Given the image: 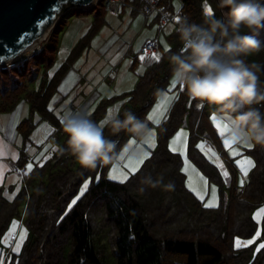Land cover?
I'll use <instances>...</instances> for the list:
<instances>
[{
    "label": "trees",
    "instance_id": "1",
    "mask_svg": "<svg viewBox=\"0 0 264 264\" xmlns=\"http://www.w3.org/2000/svg\"><path fill=\"white\" fill-rule=\"evenodd\" d=\"M179 2L175 12L179 20L186 17L200 23L206 6L212 9L211 13L221 15L217 0ZM158 4L174 12L172 0H158ZM96 5L101 7L95 12L92 24L52 74L49 69L58 47L51 43L50 34L34 57L0 65V113L13 111L24 100L30 112L39 116L36 122L24 118L16 125L22 145L13 166L28 170L18 172L21 186L10 198L0 189V240L21 210L27 237L20 251L11 252L2 264H264V248L254 251L251 245H234L236 236L251 237L257 229L252 212L257 206H264V147H243L244 153L253 157L254 166L239 186L237 165L227 154L210 120L215 108L198 107L197 101L179 85L175 87L177 98L157 125L156 147L126 180L111 179L107 171L132 137L130 133L112 134L105 128V134L117 141L115 155L109 163L91 170L82 169L68 152L59 150L65 139L62 117L50 107V101L74 62L90 47L92 38L105 22L106 9L99 2L68 12L79 15L92 11ZM153 18L161 23L157 16ZM61 22L58 20L55 27ZM256 35L264 40V28ZM167 39L170 42L167 48L155 39L159 59L141 60L138 54L133 57L132 69L138 61L145 63L134 88L100 99L89 113L92 120L98 122L110 105L119 102L121 114L124 109L131 110L151 126L147 118L149 110L158 95L167 89L171 78L168 57L181 47L175 31ZM247 60L261 65L259 86L264 89V48L249 55ZM40 122L50 126L49 137L57 133L61 141L42 162L26 168V148ZM182 125L187 128L186 155L208 182L217 185V205L206 206L204 199L187 186L186 175L181 170L182 156L168 146L170 137ZM201 141L209 142L221 155L228 175L197 147ZM161 174L165 184L169 181L174 184L173 189L142 183L147 175L157 179ZM88 177L91 181L86 190L72 203ZM261 237L264 239V211Z\"/></svg>",
    "mask_w": 264,
    "mask_h": 264
},
{
    "label": "rangeland",
    "instance_id": "2",
    "mask_svg": "<svg viewBox=\"0 0 264 264\" xmlns=\"http://www.w3.org/2000/svg\"><path fill=\"white\" fill-rule=\"evenodd\" d=\"M172 5L174 9L173 13H175L180 5L179 0H172ZM100 7L101 5H96L92 11L81 12L79 15L70 13L64 17H61L60 19L62 22L59 27L56 28L55 25L51 29L49 32L51 35L50 37L52 38L51 43H56L58 48L54 63L49 69L50 74H52L57 69V67L60 66L65 57H67L66 52L74 47L78 40L88 30L94 20L95 12H98ZM104 18L105 22L100 27V30L96 33V35L92 38L90 47H88L84 53L77 58L74 65L67 73L68 79L65 81V85H62V82L60 83L57 92L50 101V107L53 108L54 112L61 117L67 110H71L73 112H87L88 114L91 113L99 103L100 97H102V95H107L106 93H111L110 91L120 87L118 85H121V83L119 82L120 79L118 78L122 77L123 75H125V78L128 80L133 76L137 81V73L144 72L145 63L144 61H138L135 70L130 67V63L133 57L138 54V49H140L143 41L147 38H158L159 43L164 48H167L170 44L167 36L175 31L174 26L176 25L172 22H167L160 26V23L156 22L153 17H145L143 14L139 13L133 15L127 7L121 13H113L109 10H106L104 13ZM49 34L43 40H41L40 46L47 40ZM26 51L23 52V54H27L31 50L27 49ZM18 57L13 60L14 64L20 61V57ZM103 76L107 77L105 82L107 85H102L100 88H98V92L100 93V96L98 97L95 95V89L93 87L94 84L99 83V77L101 80L105 78ZM64 77L62 80H64ZM172 81L173 80L170 78L167 89L158 95L149 112L153 110L158 100H164L165 92H168L170 96L175 95L176 89L170 88ZM67 86L69 89H71L68 91L70 94L65 97H61V93L66 91ZM134 86L135 84L129 90L133 89ZM171 101L166 105L167 110L171 104ZM116 105H120L119 102H115L110 105L107 108L105 115L113 106ZM30 111L31 110L28 103L22 100L13 111L0 113V133L8 138L10 144L15 147V151L19 150V147L22 145L21 134L16 130L17 123L24 118H30L33 122H36L39 118L37 113H31ZM161 111L162 110H158L157 112L153 113L154 119L151 120L152 124L149 127L152 133L150 136L141 140L140 138L132 135V137H130L119 150L116 158L108 168L107 176L109 178L114 179L113 177H119V179L115 180H125L124 176L129 177V175L133 173L131 171V165L137 164L138 161H144V159L149 156L148 155L145 157L144 153H150V151L153 149L151 147V142L153 140L156 143L158 124L155 123V120H160L161 122L165 113L167 112L166 111L163 113V115H161ZM213 115L215 116V121L227 123L226 120L221 118L216 112L213 111L210 114V118L215 126L216 123L213 121ZM103 117L100 120H102ZM49 130L50 126L46 122H40L36 129L32 132L30 142L26 148L28 155L26 168H29V165L32 166L34 162H42L50 155V151H54L58 146L59 142L61 141L60 136L55 133L53 136L49 137ZM177 133H181V135L177 137ZM224 135L225 138L223 141L231 137L229 133H224ZM173 137H177V139L173 141ZM130 140L132 143H129ZM170 142H173L174 147L181 149V151L185 153V155H182L181 152H178L183 159L182 169L187 168L186 172L183 171L186 175L187 186L189 179H191L192 188L197 189L201 195H203L204 203L210 206L217 205L219 199L217 185L208 182L206 176L191 162V160L186 155L187 128L182 125L176 131V133L170 137L168 146ZM202 142L204 143L205 148L204 150H201L205 154L206 150L209 148H211L215 153V148L209 142L201 141L199 144ZM233 147L238 149L236 156L231 155L228 148H226V152H228L230 156L234 157L233 161L238 168V185L241 186L247 180L252 166L249 168L247 173L244 174L241 170V166L237 164L236 161L238 159L242 160L244 157H250L252 161H254V159L251 155L244 153L243 147L248 148L246 143H240L237 141ZM6 152L7 156H4V160L2 161L7 162L10 169H8L6 172V174L8 173L7 176L0 180V186H2L4 196L10 198L20 188L21 179L19 173L12 169L17 159V154L12 157L11 154H9L10 152L12 153V150L9 148L6 149ZM206 156L213 162L216 161L218 157L219 162L221 164L223 163L222 158L218 154L213 155L212 152H208ZM141 164L142 163L138 164L137 170ZM109 172L112 173V176H109ZM13 177L16 180L14 179L12 182L13 186L11 188L7 183L8 178ZM86 181L87 184H85ZM90 181L91 178L88 177L81 183L77 194L72 199V203L86 190ZM213 186H215L216 189L215 194L212 192ZM192 188L190 189L192 190ZM262 210H264L263 205L257 206L253 210L252 217L257 222V229L251 237L246 238L236 236L234 238V245L236 247L251 245L254 247V251H257L260 248L258 246L260 244H264V239L261 237ZM23 218L24 213L23 210H21L20 215L12 219L4 234L2 235L0 240V251H2V254L0 253V264L4 262L6 256H9L11 252H15L13 249L16 247V242L20 240V233L21 231L26 230L23 224ZM13 221L17 222L15 229L10 235L6 237V233H8L9 228L13 227ZM257 232H259V236H257ZM13 235L15 237L12 238ZM26 237L27 231L22 243L20 244V248ZM5 239H7V243L4 242ZM249 241H251V243H249Z\"/></svg>",
    "mask_w": 264,
    "mask_h": 264
},
{
    "label": "clouds",
    "instance_id": "3",
    "mask_svg": "<svg viewBox=\"0 0 264 264\" xmlns=\"http://www.w3.org/2000/svg\"><path fill=\"white\" fill-rule=\"evenodd\" d=\"M221 15L206 12L200 23L183 18L174 26L181 42L178 51L170 52L171 79L197 106L208 105L226 120L228 132L238 142L264 147V89H261V65L247 57L264 48L256 35L264 28V0H217ZM121 131L140 138L150 136L144 119L121 106H113L99 122L87 112L65 111L62 130L65 134L61 152H68L86 170L109 163L117 141L105 134ZM151 175L142 183L166 190L174 188Z\"/></svg>",
    "mask_w": 264,
    "mask_h": 264
},
{
    "label": "water",
    "instance_id": "4",
    "mask_svg": "<svg viewBox=\"0 0 264 264\" xmlns=\"http://www.w3.org/2000/svg\"><path fill=\"white\" fill-rule=\"evenodd\" d=\"M94 0H0V65L43 40L70 10L87 8Z\"/></svg>",
    "mask_w": 264,
    "mask_h": 264
},
{
    "label": "snow or ice",
    "instance_id": "5",
    "mask_svg": "<svg viewBox=\"0 0 264 264\" xmlns=\"http://www.w3.org/2000/svg\"><path fill=\"white\" fill-rule=\"evenodd\" d=\"M205 11L211 13V12H212V9H211V8H208V7L206 6V7H205ZM177 19H179V17H177ZM142 58H143V57H142ZM155 58H156V59H159L160 57H159V56H156ZM175 87H176V84H175L174 81H172V83L170 84V88L175 89ZM176 98H177V97H176L175 95L170 96L168 92H165V93H164V100H158V102H157V104L155 105V107L153 108V110H152L151 112L148 113L147 118H148L149 120H153V119H154V117H153V113H154V112H157L158 110H162V111H161V115H163V113L167 111V106H166L167 103L170 102V101L173 100V99H176ZM213 121H214V123H216V127H217V129L220 131L221 135H223L226 131H228V124H227V123H224V122H217V121H215V116H214V115H213ZM155 123L159 124V123H160V120H155ZM180 135H181V133H177V137H179ZM177 137H173V141H175V140L177 139ZM236 142H237V140H236L233 136H231L229 139H225V140H224V146H225L226 148L229 149V152H230L231 155H233V156H236V155H237V152H238V149H236L235 147H233V145H234ZM129 143H132V141L130 140ZM240 143H243V142H240ZM246 146H247V147H254V145H252V144H250V143L246 144ZM151 147H152V148L156 147V143H155L154 140L151 142ZM197 147H200L202 150H204L205 145H204V143L202 142L201 144L197 145ZM169 148H170L173 152H181L182 155H185V153L182 152L181 149H179V148L173 146V142H170V143H169ZM208 152H212L213 155H216V154L213 152V150H212L211 148H209V149L206 150V154H207ZM148 155H150V153H148V152H145V153H144V156H145V157H147ZM185 159H186V156H185ZM142 162H143V161H138L137 164H132V165H131V171H132V172L137 171V166H138V164H139V163H142ZM214 163H217L218 167L223 168V164H221V163L219 162L218 157H217V160L214 161ZM236 163L239 164V165L241 166V170H242V172H243L244 174L247 173V171L249 170V168H250L251 166H254V161H252V159H251L250 157H244L242 160H241V159H238V160L236 161ZM30 167H31V165H29V168H30ZM181 170L186 172V171H187V168H183V169H181ZM223 174H224V175H228V173H227L226 171H224ZM109 176H112V173H111V172H109ZM113 178H114V179H119V177H113ZM127 178H128L127 176H124V179H125V180H126ZM85 184H87V181L85 182ZM188 186H189L190 188H192L191 179H189V181H188ZM192 190L196 193L197 196H199L201 199H204L203 195H201V193H200L197 189L192 188ZM215 191H216L215 186H213V187H212V192H213V194H215ZM73 203H75V200L73 201ZM206 206H210V205H206ZM69 207H71V205H69ZM262 211H264V210H262ZM16 223H17L16 221H13V227L9 228L8 233H6V237H7L8 235H10V234L14 231ZM25 233H26V230L21 231V233H20V240H18V241L16 242V247L13 249V251H15V252H19V251H20V244L22 243V241H23V239H24V237H25ZM257 236H259V232H257ZM4 242L7 243V242H8L7 239H5ZM249 243H251V241H249ZM258 247H260V248H264V244H260Z\"/></svg>",
    "mask_w": 264,
    "mask_h": 264
},
{
    "label": "built area",
    "instance_id": "6",
    "mask_svg": "<svg viewBox=\"0 0 264 264\" xmlns=\"http://www.w3.org/2000/svg\"><path fill=\"white\" fill-rule=\"evenodd\" d=\"M99 2L103 4V7L106 10H109L113 13H120L123 8L127 7L130 10H138L145 17L157 16L159 18V21L163 24L167 22H172L174 24H177V22L179 21V19H177V17L179 16L175 13L170 12L168 9L159 6L158 0H139L138 3L136 0H94L93 4ZM40 42L41 41H39L38 44L35 45L34 47L32 46L33 48L31 47L30 49H28L31 50L29 51V53L31 54L27 53V54L19 55L20 60L21 58L23 59V57L24 58L34 57L38 49L40 48ZM156 54H157L156 40L150 38L145 39L138 52L139 59L144 60L149 58H155L157 56ZM13 170L17 172L25 171L24 168H20L18 166H13ZM13 237L15 236L13 235L12 238Z\"/></svg>",
    "mask_w": 264,
    "mask_h": 264
},
{
    "label": "crops",
    "instance_id": "7",
    "mask_svg": "<svg viewBox=\"0 0 264 264\" xmlns=\"http://www.w3.org/2000/svg\"><path fill=\"white\" fill-rule=\"evenodd\" d=\"M129 11L134 15V14H137V13H139V14H141L138 10H130L129 9ZM75 14V13H74ZM64 17V16H63ZM154 19V18H153ZM60 20V19H59ZM155 21H156V19H154ZM156 22H158V21H156ZM147 23H148V21H147ZM161 25H164L163 23H160V26ZM161 30H162V28H161ZM157 40H158V38H157ZM138 51H139V49H138ZM68 53H69V51H67L66 52V56L68 55ZM65 59H66V57H65ZM65 59H64V61H65ZM64 61H62V63L64 62ZM132 61H133V59H132ZM132 61H131V63H130V67H131V64H132ZM61 63V64H62ZM75 63V62H74ZM60 64V65H61ZM74 65V64H73ZM72 65V66H73ZM59 67V66H58ZM57 67V68H58ZM136 67V66H135ZM133 70H135V68L133 69ZM138 74H141V73H137V75ZM113 76H114V73H113ZM116 76V75H115ZM103 77H105V78H103L102 80H101V78L99 77V80H98V82L99 83H96V84H94V89H95V95L96 96H100V93L98 92V88H100V86H102V85H104V86H106L107 84L105 83L106 82V80H107V77L106 76H103ZM68 79V74L64 77V80H61V82H62V85H65V81ZM118 79H120V83H121V85H118V86H120L119 88H115V89H113L112 91H110L111 93H106L107 95H102V97H100V99H102V98H108V97H111V96H114V95H118V94H121V93H123V92H127L130 88H132V86L136 83V78L135 77H130V79L128 80L127 78H125V75H123L122 77H119ZM125 79V80H124ZM60 82V83H61ZM60 85V84H59ZM125 86V87H124ZM59 87V86H58ZM107 88H108V86H107ZM71 89H69L68 88V86L66 87V91H64V93H61V97H65V96H67V95H69L70 93H68V91H70ZM108 94H110V95H108ZM105 96H107V97H105ZM60 97V98H61ZM172 102V101H171ZM166 114V113H165ZM164 117H165V115H164ZM163 117V118H164ZM163 120V119H162ZM161 120V121H162ZM210 120H211V118H210ZM151 121V120H150ZM212 122V121H211ZM213 123V122H212ZM151 124H152V122H151ZM214 125V124H213ZM215 126V125H214ZM215 128L217 129V127L215 126ZM217 131H218V134L220 135V139H221V142H222V145H223V147H224V149L226 150V147L224 146V141H223V139L225 138L224 136V134L223 135H221V133H220V131L217 129ZM225 133H229L228 131H226ZM7 148H9L10 150H12V153L10 152L9 154H11V156L13 157L14 155H16L17 154V157H18V150H16L15 151V147H13L12 146V144H10V142H9V140H8V138H6V136H4V135H2V133H0V180H2L4 177H6L7 176V174H6V172H7V170L8 169H10L9 168V166H8V164H7V162H5V161H2V160H4L3 158H4V156H7V152H6V149ZM215 153H216V155L218 154L220 157H221V155L217 152V150L215 149ZM227 154H228V152H227ZM229 155V154H228ZM16 157V158H17ZM229 157H231L232 159H234V157L233 156H230L229 155ZM222 158V157H221ZM222 160H223V168H220L221 170H222V172H224V171H226L227 172V169H226V166H225V163H224V159L222 158ZM228 173V172H227ZM20 175V174H19ZM21 178V177H20ZM14 177L13 178H8V185L12 188V186H13V184H12V182L14 181ZM16 180V179H15ZM0 189H2V186H0Z\"/></svg>",
    "mask_w": 264,
    "mask_h": 264
},
{
    "label": "bare ground",
    "instance_id": "8",
    "mask_svg": "<svg viewBox=\"0 0 264 264\" xmlns=\"http://www.w3.org/2000/svg\"><path fill=\"white\" fill-rule=\"evenodd\" d=\"M37 44H38V42H35L32 46L34 47V46L37 45ZM32 46H31V47H32ZM31 47H30V48H31ZM33 47H32V48H33ZM30 48H29V49H30ZM26 52H27V51H26Z\"/></svg>",
    "mask_w": 264,
    "mask_h": 264
}]
</instances>
